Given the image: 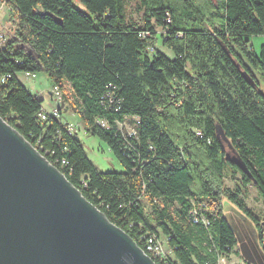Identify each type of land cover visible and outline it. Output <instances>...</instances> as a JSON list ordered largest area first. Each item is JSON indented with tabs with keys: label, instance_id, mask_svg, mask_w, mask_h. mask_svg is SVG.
Wrapping results in <instances>:
<instances>
[{
	"label": "trees",
	"instance_id": "16d2710c",
	"mask_svg": "<svg viewBox=\"0 0 264 264\" xmlns=\"http://www.w3.org/2000/svg\"><path fill=\"white\" fill-rule=\"evenodd\" d=\"M140 1L142 25L126 0H0L14 25L0 45V116L156 264H218L237 245L223 196L264 253V221L244 201L251 185L264 205V41H251L264 39V0ZM18 72L58 86L123 171H98ZM132 117L136 134L125 135ZM226 171L240 173L236 190ZM161 234L165 256L146 249Z\"/></svg>",
	"mask_w": 264,
	"mask_h": 264
},
{
	"label": "water",
	"instance_id": "95a60500",
	"mask_svg": "<svg viewBox=\"0 0 264 264\" xmlns=\"http://www.w3.org/2000/svg\"><path fill=\"white\" fill-rule=\"evenodd\" d=\"M0 264L156 263L0 116Z\"/></svg>",
	"mask_w": 264,
	"mask_h": 264
},
{
	"label": "rangeland",
	"instance_id": "374dc122",
	"mask_svg": "<svg viewBox=\"0 0 264 264\" xmlns=\"http://www.w3.org/2000/svg\"><path fill=\"white\" fill-rule=\"evenodd\" d=\"M79 7L82 9L81 5ZM126 12L127 19L130 22H136L139 25L143 24V10L140 0H126ZM12 16L11 9L6 4L0 2V28L8 35L14 26L11 21ZM261 39V36H255L251 39L256 50L260 49L261 44L259 40ZM157 46L161 51L169 53L167 48L161 43L157 42ZM17 76L31 92L43 98V106L46 110H51L52 107L56 106L57 102L59 103V110L61 112L59 119L66 123L70 127L69 129L72 134L80 140L86 155L98 171H123L124 168L121 162L110 150L108 145L98 136L87 133L84 123L73 109L71 102H68L63 95L60 101L55 98L52 92L53 85L44 73L40 72L35 77H30L23 72H18ZM137 123L136 117L126 118L119 127L125 135H134L136 126L138 125ZM220 130L218 128L223 145L228 151V154L233 156L231 148L228 146L227 138L222 135V132H219ZM240 180V173L226 171L225 185L227 187L236 190L240 186ZM244 201L258 215L261 221H264V205L256 188L251 185L248 186V192L244 197ZM144 202L148 212H150L147 201L144 200ZM222 202L225 215L237 235L238 243L227 255H222L219 258L218 264H264V253L260 247V239L258 238L254 223L233 203L229 202L225 196L222 197ZM194 207L192 206L191 209ZM159 238L160 250L166 253L170 252L166 237L161 234Z\"/></svg>",
	"mask_w": 264,
	"mask_h": 264
},
{
	"label": "built area",
	"instance_id": "2783aa9c",
	"mask_svg": "<svg viewBox=\"0 0 264 264\" xmlns=\"http://www.w3.org/2000/svg\"><path fill=\"white\" fill-rule=\"evenodd\" d=\"M5 37H6V33L3 30H1V28H0V45L4 44ZM25 75L30 76V77H35L36 73L26 72ZM52 92L54 93L55 98L58 101H60L61 98H62V91L58 88V86H53ZM50 111H51L52 114L57 115L58 112H59V103L57 102L56 106L52 107ZM41 115H42L43 118L45 117L44 113H41ZM134 134H136V130H135ZM191 213L193 215H195L196 218L198 219V215H197L198 211H197L196 207L191 209ZM204 221L207 222L206 219H204ZM155 238H157V237L153 236V237H150L148 239V241L146 242V249L151 251V252H154L155 254H158L160 256H165L166 252L160 250V248H159L160 247L159 246L160 245L159 244V242H160L159 239L157 240ZM144 251L147 252L146 250H144ZM205 264H207V263H205Z\"/></svg>",
	"mask_w": 264,
	"mask_h": 264
},
{
	"label": "crops",
	"instance_id": "0c3cea01",
	"mask_svg": "<svg viewBox=\"0 0 264 264\" xmlns=\"http://www.w3.org/2000/svg\"><path fill=\"white\" fill-rule=\"evenodd\" d=\"M260 41V44H262V42L264 41V39H261V40H259Z\"/></svg>",
	"mask_w": 264,
	"mask_h": 264
},
{
	"label": "bare ground",
	"instance_id": "6f19581e",
	"mask_svg": "<svg viewBox=\"0 0 264 264\" xmlns=\"http://www.w3.org/2000/svg\"><path fill=\"white\" fill-rule=\"evenodd\" d=\"M37 75V74H36Z\"/></svg>",
	"mask_w": 264,
	"mask_h": 264
}]
</instances>
